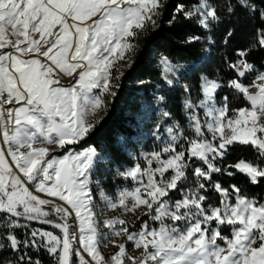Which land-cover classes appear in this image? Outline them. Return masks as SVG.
I'll return each instance as SVG.
<instances>
[{
	"label": "snow or ice",
	"instance_id": "1",
	"mask_svg": "<svg viewBox=\"0 0 264 264\" xmlns=\"http://www.w3.org/2000/svg\"><path fill=\"white\" fill-rule=\"evenodd\" d=\"M236 3L264 21V7L253 0ZM166 7L167 0H0V138L6 146V151L0 147V213L7 214L0 222V251L7 248L15 255L8 264H40L30 249L46 250L57 264H73V255L79 264H109L102 243L118 249L110 264H264V203L248 198L235 184L225 188L214 179L239 173L252 184L264 180V71L249 62L247 49L223 57L233 73L226 82L200 74L202 98L196 102L192 87L183 84L188 131L179 122L167 127L159 150L144 154L147 167L136 163L118 173L133 181V188H124L115 200L101 192L108 208L128 212L144 206L143 215L159 226L145 220L138 231L131 230L117 217L104 220L108 232L98 229L90 185L101 157L94 147L74 151L70 146L84 142L100 122L102 116L95 121L89 117L106 109V96H116L124 73L117 68L114 75L113 69L125 60L131 67L137 41L149 27L159 26ZM224 9L228 16L235 12L230 0L175 5L169 25L181 17L194 22L207 33V46L187 66L161 57L162 80L169 89L181 87L180 79L199 71L197 64L208 59ZM232 36L227 30L224 45ZM201 42V35L186 40ZM257 46L264 49V28L257 29L251 47ZM56 69L73 82L62 85ZM224 88L242 95L249 106L232 108L227 95L219 98ZM156 100L166 103L163 94ZM160 114L172 116L170 111ZM235 145L251 148L255 158L226 164ZM58 149L66 154L54 155ZM210 191L218 194V203L210 201ZM34 221L61 235L40 228L27 231ZM225 227H230V237L222 234ZM20 228L26 230L23 238L16 235ZM121 234L143 250L140 256L129 255L126 243L111 239Z\"/></svg>",
	"mask_w": 264,
	"mask_h": 264
},
{
	"label": "trees",
	"instance_id": "2",
	"mask_svg": "<svg viewBox=\"0 0 264 264\" xmlns=\"http://www.w3.org/2000/svg\"><path fill=\"white\" fill-rule=\"evenodd\" d=\"M181 2L190 5L192 0H167V7L158 20L159 26L156 28L149 27V30L140 36L137 41L138 48L134 54H131V67L128 64V66L120 70L124 74L118 81L119 88L115 89L116 96L105 97L107 107L103 111L98 112L93 121L101 116L102 119L96 124V127L84 142L70 146L71 148L80 149L86 146H94L105 154L108 165L116 164L120 168L134 163V159L125 151L124 146L131 145L126 140L134 133L135 114L138 112L140 101L145 96H148L146 92L155 83H163L161 70L153 64L152 56L164 55L173 60H196L199 58L201 50L207 46L203 42L207 37V33H203L202 30L198 29L194 22L184 20L181 17L175 24L169 25L168 20L171 18L175 5ZM211 2L222 5L227 0H211ZM230 2L233 4L235 12L233 15L228 16L226 9L223 10L225 13L224 23L213 32V39L216 44L211 47L208 59L197 64L199 71L195 73L189 72L184 75L180 79L181 87L169 89L163 83L165 87L162 90V94L166 97L164 107L172 113V116L167 118L168 120H174L179 123L185 121L182 100L186 98V94L183 92V84L187 83L192 87L191 98L193 101H197L201 98L199 94V76L201 73L224 82L233 78V73L226 68L223 57L234 58L237 49H247L249 62L253 63L258 71H264V49H260L258 46L255 48L251 47L253 43H256L257 29L264 28V21L260 20L258 12L253 15L237 5L236 0H230ZM253 2L258 8L264 7V0H253ZM229 29L233 31V36L229 43L224 45L223 39ZM191 35H201L202 42L197 44L186 43L187 37ZM115 74L118 73L114 72ZM225 95L229 97V104L232 108H241L248 105L242 95H237L228 88H224L219 92V96ZM120 138L124 139L125 142L121 141ZM64 151L58 149L53 154H62ZM255 156L256 153L251 148L235 145L230 150L225 163H235L241 158L254 159ZM214 179L218 180L225 188L233 184L237 185L245 196L255 198L257 202L264 200V180L257 184H252L243 174L239 173L232 177L217 174ZM102 186L108 192L111 190L106 181H103ZM96 191V187H92L94 200H96ZM218 198V194L210 191L209 199H215L213 202L218 203ZM6 216L0 213V222ZM49 218L59 221L55 216ZM145 220L149 221L152 227L157 225L147 215L141 216L138 224ZM31 228L50 230L60 235L58 231L49 227L31 224L27 231H30ZM0 232H3V229H0ZM25 233L26 230L24 228L16 230L18 238H23ZM29 252L33 261L39 260L40 264H57L56 259L44 249L39 251L30 249ZM9 260L14 261L15 255L7 248L0 251V264H8Z\"/></svg>",
	"mask_w": 264,
	"mask_h": 264
},
{
	"label": "rangeland",
	"instance_id": "3",
	"mask_svg": "<svg viewBox=\"0 0 264 264\" xmlns=\"http://www.w3.org/2000/svg\"><path fill=\"white\" fill-rule=\"evenodd\" d=\"M161 57H167V56L153 55L152 59H153V64L160 68L161 76H162L163 68L159 62ZM170 60L173 63H178V64L185 65V66H187L190 62L193 61V60H173V59H170ZM128 64H129V61H127V60L118 62L116 68L113 69V73L117 72V70H116L117 68L119 70H121L123 67L128 66ZM55 71H56V74L58 75V77L60 79V83L62 85L69 86L73 82L72 77H69V76L64 75L63 73H60L58 69H56ZM181 72H184V69H181ZM173 78L175 79V77H173ZM252 78H254V76ZM163 83H155L154 86L146 92V95H148V96H145L140 101L138 112L135 114V124L133 126L134 127V133L130 136V138H128V140H126L131 145L130 146H128V145L124 146L125 151L134 159V163L132 165L123 166L121 168L118 167L116 164L108 165L106 163L107 158H106L105 154H103L101 152V150L96 149L94 146H91V147H94L96 149V151L99 153V155L101 157V159H99L96 163L95 170H94L93 175L91 177L92 183L90 185L91 189H92V187H96V189H97L96 200H94V197H93L94 204L96 206L94 211L97 213L98 229L101 232H108L109 231L107 228L104 227L103 222L105 219H113V218H117V217L120 219H124L126 222H128L131 230H137V231L139 230L140 225L143 223L142 222V223L138 224L139 219H137V217L140 218L141 216H143V213L146 212V208L144 206H140L139 208L135 209L134 211H128V212L124 211V209L119 207V206L116 209H110L106 206L105 201L101 195V192H103L105 195H107V196L111 197L113 200H115L117 197V194L121 190H123L124 188H129V189L133 188L135 186L134 182L131 181L130 179L125 180L123 177L118 175V173L127 169V168L134 166L136 163H140L142 167H147V163L144 159V154L150 153L154 150H159V148L162 146L163 141L167 139L166 128L169 126H172L175 122H177L174 120H168L167 118L162 117L160 114L161 111H167L164 107V104H160L156 100V97L158 95L162 94V90L165 87L163 85ZM158 85H159V87H158ZM180 85H181V83H180ZM253 91H254V89H253ZM94 92L98 93L99 90L98 89L94 90ZM223 97L224 96H219V98H221V99ZM184 99L182 100V103H183ZM193 102H196V101H193ZM248 106L249 105L244 106V107H248ZM201 115H202V113H201ZM96 116L97 115L90 116L89 120L93 121ZM180 124L182 127L185 128L186 131H188V119H187L186 113H185V121L183 123H180ZM157 125L160 126L159 130H157ZM154 132L161 137L160 140L156 139V137L153 135ZM120 140L125 142L124 139L120 138ZM36 146L39 147L40 145H36ZM45 146H47V145H45ZM49 147H54V146H49ZM87 147H89V146H86L84 148H87ZM84 148H80V149L72 148V149L74 151H80V150H83ZM64 154H66L65 151L62 154H54V155L62 156ZM98 164H100V165H98ZM153 166H155V165H153ZM103 181H106V183L109 184V186L111 188V190L109 192L106 191L105 188L102 186ZM213 193H215V191H213ZM41 196H42V198H44L43 194H41ZM214 198H215V196H214ZM248 198L256 200L255 198H251V197H248ZM48 199H52L54 201V203H57V204L63 203V202L58 201L56 198H48ZM214 200L210 199V201H212V202ZM218 201H219V198H218ZM128 203L131 204V201H128ZM258 203H264V200L262 202H258ZM51 209H52V205L45 206L46 211H51ZM70 223H73V228L76 227V225L73 221H70ZM158 226L159 225L157 224L154 227H158ZM117 227H119V226H117ZM43 230H45V229H43ZM47 231H50V230H47ZM54 234H56V233H54ZM222 234L230 237L231 236L230 227H225ZM57 235H59V234H57ZM111 239L115 240L117 244L122 243V242L126 243V249H127L129 255L140 256L141 252L143 251L142 249H135L131 242H126V237L123 234H121L120 236H112ZM218 243L223 244V241H218ZM76 246H78V244ZM117 250L118 249L115 248L111 243H107V246H104V244L102 243L101 247H100L101 254L106 258V260L109 261V264H110L111 255H113ZM84 255H85L86 259H90L87 257L86 253ZM72 260H73V264H79L78 258L75 257L74 255L72 257ZM126 264H131V262H126Z\"/></svg>",
	"mask_w": 264,
	"mask_h": 264
},
{
	"label": "water",
	"instance_id": "4",
	"mask_svg": "<svg viewBox=\"0 0 264 264\" xmlns=\"http://www.w3.org/2000/svg\"><path fill=\"white\" fill-rule=\"evenodd\" d=\"M247 102V101H246ZM248 103V102H247ZM5 215H7V214H5ZM51 219V218H50ZM57 221V220H56ZM57 222H60V221H57ZM31 224H35V225H39V226H44V227H49V228H52V226L51 225H48V224H40V223H38V222H31ZM53 229V228H52ZM54 230H56V231H58L59 232V230H57V229H54ZM61 235V234H60Z\"/></svg>",
	"mask_w": 264,
	"mask_h": 264
},
{
	"label": "crops",
	"instance_id": "5",
	"mask_svg": "<svg viewBox=\"0 0 264 264\" xmlns=\"http://www.w3.org/2000/svg\"><path fill=\"white\" fill-rule=\"evenodd\" d=\"M0 147L5 148V151H6V146L3 145V143H2V138H0ZM9 159H10V158H9Z\"/></svg>",
	"mask_w": 264,
	"mask_h": 264
}]
</instances>
